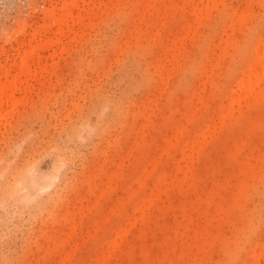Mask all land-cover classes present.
I'll use <instances>...</instances> for the list:
<instances>
[{"label": "rangeland", "instance_id": "1", "mask_svg": "<svg viewBox=\"0 0 264 264\" xmlns=\"http://www.w3.org/2000/svg\"><path fill=\"white\" fill-rule=\"evenodd\" d=\"M64 1L0 31V64ZM69 24L0 106V264H264V0H85Z\"/></svg>", "mask_w": 264, "mask_h": 264}, {"label": "bare ground", "instance_id": "2", "mask_svg": "<svg viewBox=\"0 0 264 264\" xmlns=\"http://www.w3.org/2000/svg\"><path fill=\"white\" fill-rule=\"evenodd\" d=\"M84 1L85 0H65L62 3V7L58 9V11L55 8L49 9L48 11L45 10L47 13L44 11L45 13L43 15L44 16L43 24L41 26L39 25L37 29L33 30V32L29 36V40L27 44H20L17 48V58L19 59V63L14 66H11L16 70V74L12 75L13 80L8 83L5 82V83L0 84V106H3L5 104L7 105L9 99L12 98L14 93L17 91H20V86L18 87V85L21 83L20 78L22 76L27 77L29 75H32L31 70H30L31 67H29L31 65H29V62L30 61L32 63L36 62L37 64L40 63V59H41L40 52L51 50V49L53 50L54 47H56L59 43H61L62 38H64L65 35H67V33L71 31L72 28L71 27H70L71 29L69 28V25H70L69 22L73 21V12L74 10H78L79 4L81 2L83 4ZM78 19L82 20V16L80 14H77V20ZM81 23L82 22L80 21V24ZM71 25L73 26L75 24H71ZM76 25H77V22H76ZM262 51H263V55L261 56L259 55L261 59L257 58L258 60H260V61L257 60L258 64L256 62L257 65L255 67L250 66V67L255 68L254 70H252L251 68V71L249 74L254 79V85L257 84L259 80L262 79L264 76V49ZM11 67L6 68L0 64V73H3V77L5 78V80H6V77L10 75ZM245 83L244 82L241 84L239 83L240 84L239 86L243 89L244 92L250 91L251 85H252L251 83H253V81H251V83H249L248 85H245ZM11 104L14 105V103H11ZM2 117L3 116H1V118ZM118 231H117V234H118Z\"/></svg>", "mask_w": 264, "mask_h": 264}, {"label": "built area", "instance_id": "3", "mask_svg": "<svg viewBox=\"0 0 264 264\" xmlns=\"http://www.w3.org/2000/svg\"><path fill=\"white\" fill-rule=\"evenodd\" d=\"M43 0H0V31L12 28L35 15Z\"/></svg>", "mask_w": 264, "mask_h": 264}]
</instances>
